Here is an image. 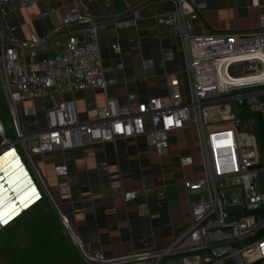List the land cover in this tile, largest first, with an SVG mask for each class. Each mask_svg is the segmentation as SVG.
Segmentation results:
<instances>
[{"label": "built area", "instance_id": "1", "mask_svg": "<svg viewBox=\"0 0 264 264\" xmlns=\"http://www.w3.org/2000/svg\"><path fill=\"white\" fill-rule=\"evenodd\" d=\"M41 0H0V86L7 121L0 119V153L13 152L18 167L24 171L18 150L35 174L39 186L48 195L61 224L90 263L121 264L150 260L152 264H185L186 254L199 258V264H227L228 253L215 255L210 247L237 244L245 264L264 257V190L258 178L264 170L263 150L258 135L240 120L241 107L253 113H264V12L258 14V26L250 30L196 31L203 0H171L175 8L166 17L169 33L177 38L183 57L178 73L164 76L167 92L136 100L129 104L105 97L103 106L92 117L80 119L73 95L90 89L106 91L107 82L96 41L102 20L85 10L80 1L61 17L58 25L44 35L32 34L18 40L3 21L7 11L36 4ZM259 6V0H250ZM84 10V11H83ZM56 35L66 36L59 53L27 62L24 51H35ZM119 50L117 45L112 46ZM71 96L60 106L42 109L41 118L27 127L23 109L26 101ZM135 101V103H132ZM238 106V116L234 105ZM35 115L33 109L30 110ZM9 122L10 128L6 127ZM252 122V121H251ZM255 121H253L254 123ZM186 127L196 130V150L201 156L203 176L184 181L189 196L190 223L165 247L123 257H104L93 252L80 239L60 203L48 189L36 167L35 155L56 150L83 147L92 143H112L117 139L143 136L159 156L169 149V133ZM9 133L11 136H8ZM180 165L192 163L189 156L179 158ZM262 165L261 168H254ZM57 176L66 174L64 165L54 168ZM26 172V171H25ZM27 179L36 190L28 173ZM60 198L70 197L67 185L60 183ZM137 191L126 192L124 199L136 197ZM216 208L218 217H214ZM236 213L230 218L229 214ZM233 224L235 236L208 242L204 229ZM183 255L180 260L173 256Z\"/></svg>", "mask_w": 264, "mask_h": 264}, {"label": "crops", "instance_id": "2", "mask_svg": "<svg viewBox=\"0 0 264 264\" xmlns=\"http://www.w3.org/2000/svg\"><path fill=\"white\" fill-rule=\"evenodd\" d=\"M75 1L82 2L87 12L102 20L96 41L107 82L105 92L90 89L73 95L78 117H92L94 110L104 105L106 96L129 104L131 94L136 100L165 95L164 76L178 73L183 65L180 43L170 35L165 21L175 8L171 0H41L8 12L5 6L2 18L11 35L26 40L32 34L44 35L58 25ZM203 2L202 23L196 31L255 29L258 14L264 12V0H259L257 7L250 0ZM65 39L66 36L56 35L39 49L22 52V56L27 62H36L59 53ZM114 45L119 50H114ZM70 97L24 102L26 126L34 125V117L41 118L42 109L60 106ZM31 109L34 116L28 114ZM195 135L192 127L169 133L168 153L163 156L143 136H138L39 154L33 161L87 247L104 257H123L163 248L188 227L190 206L184 181L203 176ZM182 156L191 157L192 163L180 165ZM18 162L13 152L0 153V164L12 176L6 179L7 188L16 187L15 178L21 182L27 179ZM57 165L66 167L63 177L56 175ZM62 181L70 194L65 200L60 198ZM132 191L138 192L136 197L126 201L124 194ZM181 261L200 263L195 255ZM144 262L152 264L150 260L137 264Z\"/></svg>", "mask_w": 264, "mask_h": 264}, {"label": "rangeland", "instance_id": "3", "mask_svg": "<svg viewBox=\"0 0 264 264\" xmlns=\"http://www.w3.org/2000/svg\"><path fill=\"white\" fill-rule=\"evenodd\" d=\"M0 119L7 121L1 86ZM240 120L245 121V125L249 129L253 130L254 128V132L258 135L254 116L242 115ZM253 121L255 122L253 123ZM7 135L11 136L9 133ZM18 154L20 160L28 169V171L25 170V173H28V176L33 178L36 190L33 187L32 193H29L30 190L25 191V193L19 192L18 199L15 202L17 204L13 208V204L10 201L14 199L13 196L16 194L14 189L19 187L18 183L20 185L21 180L17 178L15 181L16 187L8 188V190L5 187V183L7 184L6 179L12 176L11 173H8L9 171H7L8 169L5 165L0 164V217L3 219L10 216L8 222L4 225L0 224V264H102L100 262H86L81 257L69 232L61 224L52 201L39 186L38 180L31 170L25 155L20 150H18ZM262 158L264 164V155H262ZM257 182L259 187L264 190V170L261 172ZM35 196L37 199L21 211L22 205L31 201ZM19 210L20 212H18ZM226 262L227 264H232L230 259ZM137 263L125 262L121 264ZM143 264H148V262Z\"/></svg>", "mask_w": 264, "mask_h": 264}, {"label": "water", "instance_id": "4", "mask_svg": "<svg viewBox=\"0 0 264 264\" xmlns=\"http://www.w3.org/2000/svg\"><path fill=\"white\" fill-rule=\"evenodd\" d=\"M234 108H235L236 114L238 116V106L235 104ZM6 127L10 128L9 122L6 123ZM261 166L262 165H258L254 168H261ZM31 203L32 202H28V203L24 204L22 207H25L27 205L29 206ZM229 216H230V218H234V217H236V213L231 212L229 214ZM214 217H216V218L218 217L217 208H216V212H215ZM3 225H4V223H3ZM204 233H205L206 241H208V242L219 240V239H224L227 237L233 238L235 236L233 224L204 229ZM209 251L212 252L213 254H215L216 256L221 255L224 252L228 253L231 256L232 264H245L237 252L236 242H232V243H229L226 245H221V246H216V247H210ZM250 264H264V257L255 261V262H252Z\"/></svg>", "mask_w": 264, "mask_h": 264}, {"label": "trees", "instance_id": "5", "mask_svg": "<svg viewBox=\"0 0 264 264\" xmlns=\"http://www.w3.org/2000/svg\"><path fill=\"white\" fill-rule=\"evenodd\" d=\"M261 100L264 103V96L261 98ZM241 112L240 115L244 116V115H248L250 114L246 107L243 106L241 107ZM255 118H256V124H257V131H258V137L262 146V150H263V155H264V113H253L252 114ZM264 234V229H262L259 233V235H263ZM187 255H191V254H186ZM183 255H175L173 256L174 258H178V257H182Z\"/></svg>", "mask_w": 264, "mask_h": 264}, {"label": "bare ground", "instance_id": "6", "mask_svg": "<svg viewBox=\"0 0 264 264\" xmlns=\"http://www.w3.org/2000/svg\"><path fill=\"white\" fill-rule=\"evenodd\" d=\"M8 153H10V152H8ZM15 163V162H14ZM16 167V166H15ZM8 171V170H7ZM15 171V170H14ZM12 172V171H11ZM17 172H18V170H17ZM9 173V172H8ZM26 177V176H25ZM15 179H17V178H15ZM19 179V178H18ZM7 182V181H6ZM18 188H16V189H14L15 191H16V194H14L15 196H13V200H11L10 201V203L11 204H13L12 206H13V208H15V206H16V204H15V202H16V200L18 199V194H19V192H22V193H25V191H29L30 190V192L29 193H32L33 192V186H32V184L30 183V181H29V179H26L25 181H23V182H21L20 183V185H19V183H18ZM5 187L7 188V186L5 185ZM8 189V188H7ZM10 189V188H9ZM8 189V190H9ZM13 190V191H14ZM35 191V190H34ZM13 194V193H12ZM9 197V196H8ZM16 197V198H15ZM20 198V197H19ZM37 198H36V196L31 200V201H29V202H33V201H35ZM30 200V199H29ZM19 201V200H18ZM10 203H9V205H10ZM23 206V205H22ZM28 207V205L27 206H25V207H21V211L23 210V209H25V208H27ZM20 210L18 211V212H20ZM17 212V213H18ZM16 213V214H17ZM15 216V215H14ZM9 218H10V216L8 217H6V218H1L0 217V221H1V223L0 224H5L6 222H8V220H9Z\"/></svg>", "mask_w": 264, "mask_h": 264}]
</instances>
